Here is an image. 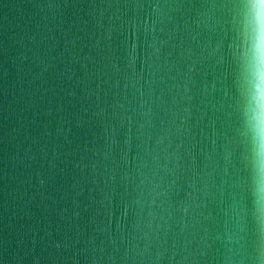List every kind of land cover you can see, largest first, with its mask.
<instances>
[{
    "label": "water",
    "instance_id": "95a60500",
    "mask_svg": "<svg viewBox=\"0 0 264 264\" xmlns=\"http://www.w3.org/2000/svg\"><path fill=\"white\" fill-rule=\"evenodd\" d=\"M0 264H264V0H0Z\"/></svg>",
    "mask_w": 264,
    "mask_h": 264
}]
</instances>
